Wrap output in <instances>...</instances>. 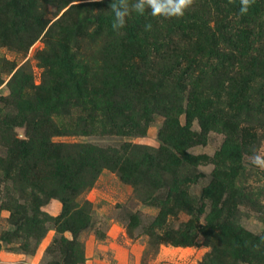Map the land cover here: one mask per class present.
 Wrapping results in <instances>:
<instances>
[{"label": "rangeland", "instance_id": "obj_1", "mask_svg": "<svg viewBox=\"0 0 264 264\" xmlns=\"http://www.w3.org/2000/svg\"><path fill=\"white\" fill-rule=\"evenodd\" d=\"M111 2L0 0V264H264V0Z\"/></svg>", "mask_w": 264, "mask_h": 264}, {"label": "clouds", "instance_id": "obj_2", "mask_svg": "<svg viewBox=\"0 0 264 264\" xmlns=\"http://www.w3.org/2000/svg\"><path fill=\"white\" fill-rule=\"evenodd\" d=\"M195 0H112L110 10L114 16L112 27L119 31L125 27L127 18L132 13L143 15L145 11H150L153 17H182L185 12L192 7ZM254 0H241V13H246ZM146 28L150 29L151 25ZM251 162L264 168V153L256 152L251 157Z\"/></svg>", "mask_w": 264, "mask_h": 264}]
</instances>
